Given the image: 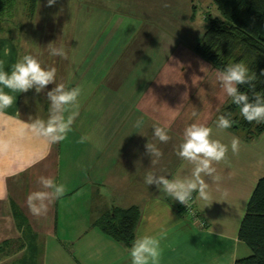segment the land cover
Wrapping results in <instances>:
<instances>
[{
  "label": "crops",
  "instance_id": "crops-1",
  "mask_svg": "<svg viewBox=\"0 0 264 264\" xmlns=\"http://www.w3.org/2000/svg\"><path fill=\"white\" fill-rule=\"evenodd\" d=\"M52 29V32L55 29L54 36L37 40L38 44L44 45L39 50L41 53L29 50L23 51V55L35 56L45 68L53 62L57 69L56 83H63L66 88L71 84L67 86L68 80L75 81V78L89 73L80 68L79 60L84 53L79 54L77 49L85 50L97 39L95 51L103 54L110 51L111 39L97 38L100 34L90 38L89 33H84L73 46L77 48L74 53L69 52L59 26L54 24ZM170 41L167 37L155 41V51L165 56L164 60L171 58L172 51L177 48L169 44ZM21 43L30 46L31 42L24 40ZM50 43L55 47H66L67 59L51 56L47 48ZM18 45L12 35L0 32V60L5 61L6 71H10L11 65L22 56ZM5 48L10 50L8 56L4 55ZM109 58L103 57L99 61H108ZM75 59H79L77 65ZM127 69L123 64L120 68L104 69L95 76L108 77L102 85L103 96L98 98L100 105L97 109L102 110L103 126L97 135L101 145L96 151H91L92 147L90 151L89 147L84 149L82 145L79 146L81 151L72 149L73 143L77 142L72 132L66 140L49 144L27 129L30 117L47 120L50 102L46 93L55 84L48 85L39 94L34 89L26 93H10L16 97L15 103L0 115V264H130L131 246L126 247L103 234L92 223L112 206L131 205L140 210L135 238L145 234L161 238L160 264H234L236 260L251 255L248 245L238 238V230L255 184L264 176V131L252 137L249 144H240L242 151L234 155L231 140L224 138L222 131L213 129L216 119L191 122L184 118L187 113L192 114L190 108L196 101L202 104L201 98L206 95L208 87L200 84L188 86L185 71L180 74L184 73V81L179 80L180 75L169 76L167 82L171 85L163 81L162 75L154 80L161 71L174 72V68L163 70L157 67L147 83L139 85L136 81L128 88L123 85L126 82L123 76L136 75V69L129 72ZM71 70L73 75L69 73ZM200 79L203 81L201 71ZM94 84L98 86L99 82ZM173 88L180 94L177 100L172 98ZM29 94L32 98L27 101ZM36 100L38 102H34ZM138 120H143L139 128L135 126ZM192 123L211 127L213 138L229 146L227 159L214 164L221 179L213 183L211 178H205L213 202L207 206L211 201L200 199L194 192L193 215L185 212L180 202L162 188L145 183L149 172L163 173L169 179L190 173L192 166L174 152H167L171 161L168 159L162 163L159 159L152 164L145 145L150 141L160 150V144L164 149L177 150L185 128ZM74 124L75 121L72 129ZM144 124L165 127L168 133H172L170 140L177 142L161 143L154 138L151 127L143 129ZM180 125L183 126L179 129L181 134L177 135L176 128ZM39 176L54 178L57 183L65 184L67 191L64 197L50 205L46 216L37 218L29 211L26 198L41 190L37 182Z\"/></svg>",
  "mask_w": 264,
  "mask_h": 264
},
{
  "label": "rangeland",
  "instance_id": "rangeland-1",
  "mask_svg": "<svg viewBox=\"0 0 264 264\" xmlns=\"http://www.w3.org/2000/svg\"><path fill=\"white\" fill-rule=\"evenodd\" d=\"M34 1L11 0V3L6 5L0 13V32L5 35H12L19 42L18 48L22 56L23 51L28 52L29 50V52L36 51L41 53L42 51L39 50L43 49L44 45L38 44L37 40H44L41 38L49 35L54 36L55 29L52 32L54 24L59 26L62 37H65L63 39L67 40L69 52L74 53L77 48H73V46L78 41V37H82L84 33H89L90 38L97 37L100 34L97 38L111 39V43L108 42L109 53L103 54L94 50L98 46L96 39L95 44L86 46L85 50L77 49L79 54L84 53L81 60H72L76 62V65L79 60L80 68L88 70L89 73L82 74L80 77L75 78V81L68 80L67 83V86L71 83L68 86L69 89L79 87L81 90V94L78 97V107L75 109L79 112V115L75 119L71 132L77 141L83 135L90 137V140L83 144L74 142L73 147L71 146L72 149L81 151L82 148H79V146L82 145L84 149L89 147L90 151V147H92L91 151H96L101 145V140L97 138V135L103 126L101 123L103 114L101 115L100 113L101 109H97L98 105H100L98 98L103 96L102 85L107 82L108 77L101 78L99 75L96 78L95 76L101 74L104 69L111 70L115 66L120 68L123 64L127 66L128 72L136 69V75L123 76V79L126 80L123 85L128 88L135 84L136 81L139 82V85L147 83L149 76L157 67L163 70L174 68V72L161 71L162 73L160 72L157 77L155 76L154 80L160 79L162 75L163 81L169 85L170 83L167 82L169 76L173 78L174 75L178 76L185 71L188 75L185 78L189 82L188 86L200 84L206 88L208 87L206 95L201 98L202 104L200 105L196 101L195 105L190 108L191 112L195 111L198 115L193 117L191 113H187L184 118H189L191 122H196L204 119L208 120V118L212 119L213 117V119H216L213 122V129L215 128L219 131L216 127L217 118L222 115L223 106L231 98L226 95L217 80V73L220 71L192 50L195 41L202 35L206 27L205 15L209 13L219 16L220 14L212 0H56V4L53 6H48L47 0H36L34 13H32L31 9ZM164 3L169 6L164 7ZM115 25L116 28L114 27ZM25 37L27 39H24ZM164 37L171 39L169 44L177 47L172 51L174 52L173 56L168 60H164L165 56L155 51V41H160ZM24 40L31 42L29 43L30 46L23 45L21 42ZM167 48H170V46L168 45ZM103 57L110 58L108 61H99ZM50 63L48 65L49 68L55 67L53 62ZM180 68L182 70L178 72ZM205 68L207 70L203 71L202 69ZM199 70L201 71V76H203V81L200 79ZM69 73L71 75L72 70ZM184 77L183 73V75L179 76V80L184 81ZM98 82L99 84L96 86L94 83ZM89 86L94 88L91 90ZM171 93L174 100H177L180 96L179 93H175L174 88ZM92 96L94 97L92 98ZM27 97V101L31 100L32 95L29 94ZM197 97L199 98L198 94ZM44 99L45 97L43 101ZM219 100L221 101L218 104ZM143 117L146 118L145 115ZM150 127L153 129V125H143V129L146 130ZM182 127L180 125L179 128H176L177 135L181 134L179 129ZM222 133L226 139L239 138L240 144L244 145L249 144L252 138H249L247 131L240 127H231L222 131ZM168 134L171 135L172 133ZM171 141L177 142L176 140H169L167 144ZM160 145L163 153L160 158L161 162L163 163L168 159L171 161V157L167 158V152L176 154L177 150L164 149V145ZM241 146L239 147V152L242 151ZM162 175L164 174L162 173ZM192 200L194 205V194ZM180 205L185 212H188L183 204L180 203Z\"/></svg>",
  "mask_w": 264,
  "mask_h": 264
},
{
  "label": "clouds",
  "instance_id": "clouds-1",
  "mask_svg": "<svg viewBox=\"0 0 264 264\" xmlns=\"http://www.w3.org/2000/svg\"><path fill=\"white\" fill-rule=\"evenodd\" d=\"M56 4V0H47L48 6ZM168 7L167 3L163 4ZM48 52L51 56H60L67 59L64 48L55 47L53 43L48 45ZM10 50L4 49V55L8 56ZM5 61L0 60V115L12 107L16 97L10 93H26L34 89L37 94L43 92L50 84L56 86L47 91V99L50 102L49 116L47 120L39 117L30 119L26 127L37 137L44 138L49 144H56L67 139L68 134L73 130L72 125L79 115L75 110L78 107V97L81 94L79 87L66 88L63 83H56L57 69L55 67H42L41 62L33 55H23L17 62L11 65L10 71L5 70ZM206 71L207 69H202ZM264 75V72H261ZM217 80L221 88L233 104L238 106L240 115L248 123H264V96L256 89L257 75L250 72L249 67L243 62L228 64L223 71L217 73ZM247 84L251 92L240 90V85ZM7 89L8 91H5ZM68 113L67 115H65ZM197 112L193 111L192 116L196 117ZM232 113L222 114L217 118L216 127L220 131L231 128L234 121ZM143 120L136 122V127H141ZM153 136L161 143H167L171 137L165 127L153 126ZM90 137L83 135L77 141L86 143ZM240 140L233 137L230 148L234 155H238ZM146 154L151 156L152 164L158 162L163 156L162 151L152 142L145 145ZM229 146L218 139L213 138V129L202 123H192L187 126L183 133V141L179 144L176 155L188 162L191 171L188 175H177L171 179L164 175H156L149 172L145 176L147 185H156L174 200L189 207L193 193L197 192L198 197L204 201H211L210 185L205 178H211L212 182H218L221 177L217 175L214 164L227 159ZM38 184L41 190L30 193L26 198L29 211L34 217L46 216L50 205L65 196L67 188L63 183H57L52 177L39 176ZM211 201L207 206H210ZM161 238L153 235H141L135 238L129 250L130 264H160Z\"/></svg>",
  "mask_w": 264,
  "mask_h": 264
},
{
  "label": "trees",
  "instance_id": "trees-1",
  "mask_svg": "<svg viewBox=\"0 0 264 264\" xmlns=\"http://www.w3.org/2000/svg\"><path fill=\"white\" fill-rule=\"evenodd\" d=\"M35 2L31 12L34 13ZM219 16L207 13L206 27L195 41L193 52L218 71L231 63L243 62L257 75L256 89L264 96V0H212ZM11 0H0V13ZM240 90L251 92L247 84ZM222 114L232 113V128H242L251 138L264 131V123H248L239 108L230 100ZM140 216L137 206H112L94 219L93 226L103 234L130 247L135 239V228ZM238 238L251 249V255L234 264H264V176L260 177L251 193L241 220Z\"/></svg>",
  "mask_w": 264,
  "mask_h": 264
},
{
  "label": "built area",
  "instance_id": "built-area-1",
  "mask_svg": "<svg viewBox=\"0 0 264 264\" xmlns=\"http://www.w3.org/2000/svg\"><path fill=\"white\" fill-rule=\"evenodd\" d=\"M184 208H186V210L189 212V214H191V215L195 214V207L193 205V200L190 201L189 207L184 205Z\"/></svg>",
  "mask_w": 264,
  "mask_h": 264
}]
</instances>
